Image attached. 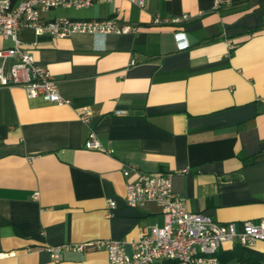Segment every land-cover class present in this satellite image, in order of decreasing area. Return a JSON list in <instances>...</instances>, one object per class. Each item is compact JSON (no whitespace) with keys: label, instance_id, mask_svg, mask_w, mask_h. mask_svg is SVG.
Here are the masks:
<instances>
[{"label":"crops","instance_id":"0c3cea01","mask_svg":"<svg viewBox=\"0 0 264 264\" xmlns=\"http://www.w3.org/2000/svg\"><path fill=\"white\" fill-rule=\"evenodd\" d=\"M118 10L136 32H18L68 103L0 85V264H107L103 249L64 246L130 240L163 224L156 204L125 202L137 171L169 173L187 209L218 222L264 218V0H97L41 15L93 20ZM155 14L188 17L155 25ZM12 45L0 34V48ZM90 130L100 150L84 147ZM49 246H62L60 258ZM238 247L222 244L217 264H264V241L246 247L244 261Z\"/></svg>","mask_w":264,"mask_h":264},{"label":"built area","instance_id":"2783aa9c","mask_svg":"<svg viewBox=\"0 0 264 264\" xmlns=\"http://www.w3.org/2000/svg\"><path fill=\"white\" fill-rule=\"evenodd\" d=\"M97 0H0V34L12 40L10 47L0 48V85L21 86L29 98L42 97L45 100L66 104L68 100L59 93L57 82L46 67L36 62L31 50L18 38L21 28H30L37 36L53 38L65 37L71 33H128L136 32L138 27L129 23H118L116 16L108 19H73L59 17L50 20L42 18V12L56 6L84 8ZM144 7V0H130ZM235 0H214L215 8L231 4ZM187 14L176 17L152 16V23L164 25L178 23ZM179 33H177L178 35ZM33 43L32 45H34ZM186 44L180 45L184 48ZM15 59L10 65L7 62ZM80 119L88 123L91 111L84 108ZM84 147L100 150L101 146L93 130H90ZM128 174V170L124 171ZM35 192L33 197L37 198ZM125 202L130 207H143L156 204L163 214L162 225H151L141 229L136 238L101 239L64 248L83 250L103 249L107 252V264H217L216 253L224 243L237 242L242 247H251L256 241H264V218L259 221L218 222L202 212H191L185 201L172 189L169 173L160 171H137L136 178L125 185ZM109 209L115 207L108 201ZM130 244L127 253L125 245ZM61 247H47L54 258L61 256ZM4 254L0 253V256Z\"/></svg>","mask_w":264,"mask_h":264},{"label":"trees","instance_id":"16d2710c","mask_svg":"<svg viewBox=\"0 0 264 264\" xmlns=\"http://www.w3.org/2000/svg\"><path fill=\"white\" fill-rule=\"evenodd\" d=\"M248 249H246V247H238L236 248V250L233 252V256L237 257L238 260L240 261H244V260H248L249 257L247 256L246 253H248Z\"/></svg>","mask_w":264,"mask_h":264}]
</instances>
